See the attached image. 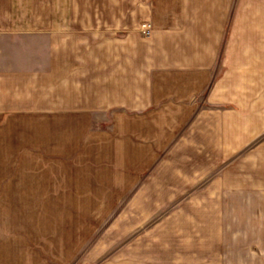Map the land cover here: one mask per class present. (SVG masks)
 I'll list each match as a JSON object with an SVG mask.
<instances>
[{
    "label": "crops",
    "instance_id": "1",
    "mask_svg": "<svg viewBox=\"0 0 264 264\" xmlns=\"http://www.w3.org/2000/svg\"><path fill=\"white\" fill-rule=\"evenodd\" d=\"M92 263L264 264V0H0V264Z\"/></svg>",
    "mask_w": 264,
    "mask_h": 264
},
{
    "label": "rangeland",
    "instance_id": "2",
    "mask_svg": "<svg viewBox=\"0 0 264 264\" xmlns=\"http://www.w3.org/2000/svg\"><path fill=\"white\" fill-rule=\"evenodd\" d=\"M144 25H145V24L142 25V29L145 28V27H143ZM148 26H149V25H148ZM149 28H150V26H149ZM143 32H144V33H148V32H146L145 30H143ZM237 157H238V156H235L234 159L231 160V161H235V160H237ZM175 206H176V203H167L165 207H163L162 209L157 210L156 212H154L151 218L146 219V220H139V219H136V220H135V224H136V227H138V228L136 229L135 232H137V231H142V229H149V228H151L153 225L157 224V222H158V220L160 219V217H162L166 212H168L169 210H171V209H172L173 207H175ZM120 222L126 224V220H120ZM128 237L131 238L130 235H129V236H126V235H125V236L123 237V239L119 241L118 244L113 245V247H112L113 249L108 250V251H104V253L102 254V258H101V260H103V261H105V260H107V259L110 260V258H111L112 255H115V256H116V254H117V253L115 252L116 248H120V247H122L123 245H125L127 239H129ZM95 238H98V236H96ZM104 238H105V236H104ZM106 238L108 239V241H110L111 236H106ZM108 241H107V242H108ZM88 246H89V245H88ZM90 253H93V252L88 251V252H87V255H89ZM113 257H114V256H113ZM99 260H100V259H99ZM104 263H105V262H104ZM92 264H94V263H92Z\"/></svg>",
    "mask_w": 264,
    "mask_h": 264
},
{
    "label": "built area",
    "instance_id": "3",
    "mask_svg": "<svg viewBox=\"0 0 264 264\" xmlns=\"http://www.w3.org/2000/svg\"><path fill=\"white\" fill-rule=\"evenodd\" d=\"M143 27H146L145 31L148 32L149 26L148 25H144Z\"/></svg>",
    "mask_w": 264,
    "mask_h": 264
}]
</instances>
